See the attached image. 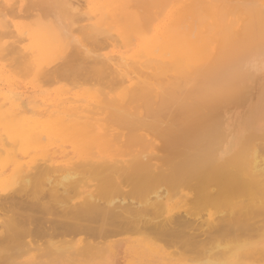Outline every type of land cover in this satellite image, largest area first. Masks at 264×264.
I'll list each match as a JSON object with an SVG mask.
<instances>
[{"label": "bare ground", "instance_id": "1", "mask_svg": "<svg viewBox=\"0 0 264 264\" xmlns=\"http://www.w3.org/2000/svg\"><path fill=\"white\" fill-rule=\"evenodd\" d=\"M20 1L0 58L58 87L0 91V264H264V0Z\"/></svg>", "mask_w": 264, "mask_h": 264}, {"label": "rangeland", "instance_id": "2", "mask_svg": "<svg viewBox=\"0 0 264 264\" xmlns=\"http://www.w3.org/2000/svg\"><path fill=\"white\" fill-rule=\"evenodd\" d=\"M5 1V2H4ZM26 0H21L20 1V4H19V8H18V12H17V17H15V16H13L14 18H17V19H15L14 20V18L12 17V18H10V19H13L14 20V22H16V23H18V24H20V25H23V26H25V27H31V21H29L28 19L32 16V12H31V14H30V12H28V10L27 9H25L27 6H25V2ZM87 1H89V0H84V2L83 1H81V0H79V2L81 3V7L80 8H83V9H81L82 11L84 10V9H86V5L87 4H85ZM100 1H104V0H100ZM0 2H1V4H0V6H1V8H2V6H4L5 4L4 3H6V4H8L9 2H10V0H0ZM82 3H83V5H82ZM27 5V4H26ZM23 6H25V8L23 7ZM85 7V8H84ZM24 8V9H23ZM24 11V13H23V11ZM30 11V10H29ZM27 14H26V13ZM18 13H22V14H20V15H22V16H20ZM29 13V14H28ZM24 14V15H23ZM25 14L27 15V16H25ZM29 15V16H28ZM18 17H22V18H18ZM27 17V18H26ZM32 18V17H31ZM20 19H22V20H20ZM24 19H27V20H24ZM19 20V21H18ZM31 20V19H30ZM20 21H22V22H20ZM28 22V24H27V22ZM85 21V20H84ZM85 22H89V21H85ZM8 28V27H7ZM11 30H12V28H11ZM14 34H15V39L14 38H12V39H10V40H12L13 41V39L14 40H17V34H16V31L14 32ZM114 40V39H113ZM110 43H112V44H110V43H108V45L106 46V48H104L103 50H102V52L103 53H106V51H107V54H109V55H112V56H114L115 54V56H118L119 55V53L120 54H124V55H129V53H131L132 51H129L128 52V50H129V48L128 47H124V43H121V42H119L120 44H114V42L116 43V41H109ZM24 43H26V41H23L20 45H24ZM116 45H117V47H116ZM135 45L133 44V47H134ZM110 47V48H109ZM118 47H119V49H118ZM113 49V50H112ZM116 49V50H115ZM114 52V53H113ZM116 58L117 57H115V60H116ZM4 61V62H3ZM8 61V60H7ZM7 61H6V59H2L1 60V58H0V67L3 69H1L0 70V74H2V75H4V76H1L0 75V91H10V90H12V89H14L15 90V92H17V93H19V95L20 96H22L24 99H26L27 97H28V95H29V97L27 98V100H29L30 102H34L36 105H38L39 107L41 106H47V107H43V109L45 110H51L50 109V107L53 109V105H52V103L56 100L55 98H57V96H56V89H57V87H58V85L57 84H50V83H45L46 81L44 80V79H40V81H39V79H36V77H33V76H29L28 77V75H24V77H26V80H25V78L24 77H22V78H20V76H23V74H24V72H22V71H20L19 69L17 70V69H15V70H13L14 68H15V66H14V68L12 67V71H16L15 73L16 74H20V76L18 75V77H17V75L15 74V73H12L11 71H10V68L11 67H8V64H9V61H8V64H7ZM3 63V64H2ZM55 64L57 63V61L56 62H54ZM54 63H52V65L51 66H49L48 68H53V67H55L56 65L54 64ZM53 64H54V66H53ZM58 64V63H57ZM4 66V67H3ZM10 66V65H9ZM4 71V72H3ZM6 71V72H5ZM3 72V73H2ZM21 72H22V74H21ZM7 73V74H6ZM10 74V75H9ZM8 75V76H7ZM12 75V76H11ZM4 77V78H3ZM8 77V78H7ZM31 77V78H30ZM1 78H2V80H1ZM6 78V79H5ZM10 81H9V80ZM14 79L15 80H18V82L17 81H14ZM20 79H22V80H20ZM28 79V80H27ZM35 80H38V82L36 81L35 82ZM42 80V81H41ZM4 81V82H3ZM8 81V82H7ZM22 81H23V83H22ZM24 81H27V83L26 82H24ZM32 81V82H31ZM7 82V83H6ZM12 82H13V85H12ZM41 82V83H40ZM44 82V83H43ZM11 83V84H10ZM35 83H37V84H35ZM42 83H43V85L44 84H48V85H50V87L48 86V85H44V86H41L42 85ZM4 84V85H3ZM24 84V85H23ZM21 87H20V86ZM29 85V86H28ZM33 85V86H32ZM12 86V87H11ZM13 86H14V88H13ZM23 86V87H22ZM24 86H25V89H24ZM29 87V88H28ZM33 87V88H32ZM38 87V88H37ZM6 88H8V90L6 89ZM16 88H17V90H16ZM40 88V89H39ZM3 89V90H2ZM36 89V90H35ZM13 90V91H14ZM34 90V91H33ZM46 90V91H45ZM49 90V91H48ZM50 90H51V92H50ZM22 91V92H21ZM39 93H37V92ZM24 92V93H23ZM47 93V94H46ZM54 93V94H53ZM28 94V95H27ZM33 94L35 95V96H33ZM43 94H45V95H43ZM24 95V96H23ZM27 95V96H26ZM33 97H32V96ZM43 95V96H42ZM47 97V98H46ZM37 99H38V101H37ZM46 100H47V102H46ZM43 101V102H42ZM45 101V102H44ZM39 103H43V104H39ZM67 103V105H69L70 103H68V102H66ZM66 150H67V152L69 151L70 153H71V150H72V147H68V148H66ZM4 201V202H3ZM129 201V200H128ZM6 201H5V199H2V198H0V213L3 211V213H1L2 215H1V217H0V222L3 220V217H4V215H6V213L8 212L7 211V207H8V204H6L5 203ZM3 204V205H2ZM6 205V207H5V205ZM180 208L182 209V210H180ZM180 208H176V210H175V212L177 213V214H179L180 213V211L181 212H183L184 211V208L185 207H180ZM2 210V211H1ZM6 212V213H5ZM192 216V219H195V216L194 215H191ZM184 217V216H183ZM194 217V218H193ZM200 217V218H199ZM189 218H191L190 216H189ZM197 218H199V219H197ZM196 220H201V221H203V218H202V215H200V216H196ZM201 221H199V224H198V221H197V226H192V228H190V227H188V228H186V231H188V232H190V229H193L192 231H191V233H193V234H197V237L198 238H202V239H207V237H208V229H207V227H205V225L204 224H201L202 222ZM48 226H51L50 225V222H48V224H47ZM199 225V226H198ZM200 225L202 226V227H200ZM49 229H47V227H46V230H48L47 231V233L49 234V237L51 236V237H54L53 235H55V237L57 236L56 234H58V230H55L56 228H54V229H52L51 227H48ZM52 230H51V229ZM195 229V230H194ZM200 229V230H199ZM49 230H50V232H49ZM53 231V232H52ZM200 232V233H199ZM50 233H52V235L50 234ZM206 235H205V234ZM206 236V237H204V235ZM131 235H133V237H135V236H137L138 234H134V233H126V234H124V236H131ZM82 236H84V235H82ZM123 235H121V237H122ZM123 236V237H124ZM151 236V235H150ZM66 238H69V235H66ZM151 239H153V241H155L154 239H156V241L155 242H157L160 246H162L163 248H165L166 249V251H168V252H175L176 250L177 251H180V252H182L181 251V249H180V243H168L166 240H164V239H157V238H153L152 236H151ZM43 240H46V239H43ZM160 240V241H159ZM164 240V241H163ZM164 243V244H163ZM165 244H167V245H165ZM165 245V246H164ZM170 245V246H169ZM179 245V246H178ZM174 246V247H173ZM178 246V247H177ZM170 247V248H169ZM172 247H173V249H172ZM168 248V249H167ZM175 250V251H174ZM174 264H176V263H174Z\"/></svg>", "mask_w": 264, "mask_h": 264}]
</instances>
